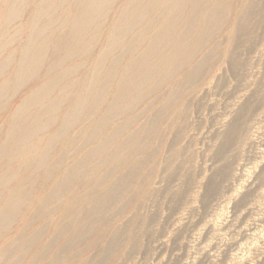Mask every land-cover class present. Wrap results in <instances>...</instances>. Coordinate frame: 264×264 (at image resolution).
<instances>
[{"label": "rangeland", "instance_id": "obj_1", "mask_svg": "<svg viewBox=\"0 0 264 264\" xmlns=\"http://www.w3.org/2000/svg\"><path fill=\"white\" fill-rule=\"evenodd\" d=\"M5 1L0 0V15ZM124 2L114 4L103 32ZM255 4L262 13L248 16ZM226 8L221 24L191 62L99 131L93 143L81 146L85 132H90L85 126L71 129L76 143L65 157L56 152L47 158L41 172L49 175L55 166L68 173L89 150L104 146V154L72 171L78 176V190L69 204L68 192L39 211L33 201L52 194L56 179L50 174L38 182L36 186L47 184L46 190H35L32 200L0 231V264H264V0H226ZM25 20L24 13L10 32ZM244 21L248 34L240 32ZM17 42L4 51L0 67L25 41L20 36ZM99 50L98 60L108 50L104 41ZM136 57L128 59L134 62ZM203 63L200 75L189 81ZM28 88L19 90L8 110L0 112V129ZM112 102L99 103L96 120L103 119ZM71 104L65 103L58 114ZM61 123L60 118L43 130L31 146L55 133ZM107 138L111 143L105 144ZM129 143L133 149L123 148ZM19 157L29 164L37 161L27 152ZM19 181L13 179L7 187L0 182V198ZM121 183L124 190L94 216L96 200ZM86 223L89 230L68 252L76 230ZM19 243L25 245L16 256L1 259L8 247Z\"/></svg>", "mask_w": 264, "mask_h": 264}, {"label": "bare ground", "instance_id": "obj_2", "mask_svg": "<svg viewBox=\"0 0 264 264\" xmlns=\"http://www.w3.org/2000/svg\"><path fill=\"white\" fill-rule=\"evenodd\" d=\"M117 1H5L4 13L0 15V61L4 51L17 42L20 36L25 42L18 51L5 58L0 67V79L6 76L0 83V112L9 108L19 90L26 86L29 88L24 91L17 108L8 111L9 118L0 129V182L3 187H7L13 179H20L16 188L10 190L11 193L4 191L5 197L0 198V231L18 216L25 203L32 200L35 190L41 191V194L46 190L47 184L42 182L36 185L40 180H47L50 174L54 181L56 179L52 185L54 192L47 197L44 194L37 202L33 199L34 203H38L39 211L52 205L65 193L69 192L70 195L66 197L68 204L71 199H75L76 195L72 194L77 193L78 176L72 171L82 169L88 161H95L102 156L104 146L89 150L68 173L56 171L55 166L49 175L41 172L47 158L58 153L61 158L67 155V149L76 143V139L70 137L73 127L85 126L84 129L90 131L85 132L88 135L81 143L82 147H86L96 140V134L105 130L110 122L132 111L140 100L170 81L213 36L227 9L226 0H124V4L115 11L116 18L107 28H111L110 31L106 29L103 32ZM24 13L25 22L13 34L10 26L21 19ZM260 13L262 10L255 4L248 9L247 15ZM247 31L248 21H244L240 32L248 34ZM103 41L108 50L98 60L101 51L97 52V49ZM118 53H121L120 57H116ZM135 55L134 62H130L128 56ZM81 60L87 62L73 64ZM205 64L193 71L188 80L196 79ZM53 76L56 78L49 81ZM110 99L113 102L106 115L96 120L97 106ZM68 101H71V106L60 116V109ZM60 118L62 123L55 133L31 146L43 130L50 128ZM235 130L233 126L230 132ZM119 131L123 132V129ZM148 131L143 134L141 142L148 136ZM107 143H111V140ZM41 144L44 146L40 148ZM131 146L130 143L125 144L123 148L133 149ZM25 152L37 160L36 164H33L34 161L29 164L25 158L19 157ZM109 159L112 161V158ZM115 159L118 160L119 156ZM102 160L108 162L104 156ZM16 163L19 166L14 169ZM124 188L121 183L107 197L96 200L92 210L94 216L98 217ZM66 207L65 210H68ZM90 226L86 223L82 229L76 230L66 248L68 252ZM63 232L64 229H61L60 233ZM24 245L19 243L8 247L1 259H9L10 254L16 256Z\"/></svg>", "mask_w": 264, "mask_h": 264}]
</instances>
